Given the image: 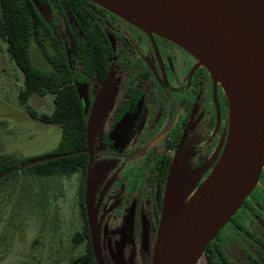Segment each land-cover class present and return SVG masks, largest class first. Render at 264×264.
Masks as SVG:
<instances>
[{"label": "flooded vegetation", "instance_id": "af4514ba", "mask_svg": "<svg viewBox=\"0 0 264 264\" xmlns=\"http://www.w3.org/2000/svg\"><path fill=\"white\" fill-rule=\"evenodd\" d=\"M43 3L50 22L43 21L63 49L85 122L84 146L71 153L69 174L73 264H98L97 256L101 264H152L174 169L191 185L188 199L221 157L228 133L223 89L190 53L98 4ZM44 61L41 70L49 69ZM52 152L36 155L24 169L29 182L44 178L33 181L29 208L41 188L47 201L38 205L58 219L69 208L56 203L64 183L57 182L56 173L29 170L57 159ZM222 230L197 264H264V166Z\"/></svg>", "mask_w": 264, "mask_h": 264}, {"label": "water", "instance_id": "95a60500", "mask_svg": "<svg viewBox=\"0 0 264 264\" xmlns=\"http://www.w3.org/2000/svg\"><path fill=\"white\" fill-rule=\"evenodd\" d=\"M88 1L175 43L223 89L228 133L221 157L188 199L191 185L174 169L153 252L152 264H197L254 189L264 166V0ZM32 3L49 23L47 5ZM86 139L90 152L91 128Z\"/></svg>", "mask_w": 264, "mask_h": 264}, {"label": "rangeland", "instance_id": "374dc122", "mask_svg": "<svg viewBox=\"0 0 264 264\" xmlns=\"http://www.w3.org/2000/svg\"><path fill=\"white\" fill-rule=\"evenodd\" d=\"M30 54L34 65L44 68L46 63L34 43ZM22 88L23 76L0 38V155L19 160L54 150L61 138L58 126L45 125L28 116L18 100ZM52 101L51 95H34L28 105L37 114H49ZM25 173L21 170L5 178L0 190V264H69L73 259V207L69 201L73 176L56 175L66 190L56 203L63 208L69 204L65 216L57 219V215H47L52 212L38 205L40 200L43 205L47 201L41 188L31 199L33 209L29 208L33 181L44 178L36 176L29 182Z\"/></svg>", "mask_w": 264, "mask_h": 264}, {"label": "trees", "instance_id": "16d2710c", "mask_svg": "<svg viewBox=\"0 0 264 264\" xmlns=\"http://www.w3.org/2000/svg\"><path fill=\"white\" fill-rule=\"evenodd\" d=\"M40 1L48 3V0ZM61 1L73 0H50L51 3ZM0 38L7 44V52L23 76V88L18 93V100L28 116L45 125H56L61 130L60 141L52 152L59 154L58 158L31 165L29 170L34 174L69 175L73 172L75 159L71 153L84 146L85 122L82 106L70 84V72L62 47L35 9L32 0H0ZM32 43L37 46L49 69L41 70L34 65L30 56ZM48 48L52 49V54L47 51ZM34 95L53 96L51 113L37 114L29 107L28 101ZM33 158L35 156L19 160L0 155V174L9 171L5 177L0 178V190L5 178L21 170L25 171V164ZM69 264H73V259Z\"/></svg>", "mask_w": 264, "mask_h": 264}]
</instances>
